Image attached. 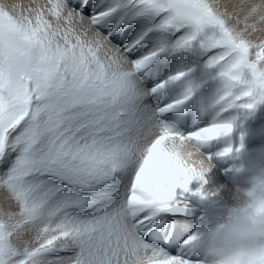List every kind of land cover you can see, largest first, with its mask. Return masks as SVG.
Returning a JSON list of instances; mask_svg holds the SVG:
<instances>
[{
    "label": "snow or ice",
    "instance_id": "6c2138e0",
    "mask_svg": "<svg viewBox=\"0 0 264 264\" xmlns=\"http://www.w3.org/2000/svg\"><path fill=\"white\" fill-rule=\"evenodd\" d=\"M260 105L264 0L0 3V264H206L180 218L213 167L165 146L238 158Z\"/></svg>",
    "mask_w": 264,
    "mask_h": 264
},
{
    "label": "bare ground",
    "instance_id": "6f19581e",
    "mask_svg": "<svg viewBox=\"0 0 264 264\" xmlns=\"http://www.w3.org/2000/svg\"><path fill=\"white\" fill-rule=\"evenodd\" d=\"M31 0H0V3H21L28 5ZM44 2V0H41ZM243 136V149L238 158H220L215 155L222 150L223 145L212 149L213 168L208 173L207 190L218 192V195L209 200L191 199V208L196 210L193 217L180 220L187 223L193 231L201 232L204 236L208 231L229 219L230 210L236 204L240 193L251 187L253 171L264 168V105H260L254 113H242L238 116L232 142L235 146L241 143ZM236 169H241L237 172ZM251 170V171H250ZM193 190L199 187L193 182ZM161 227L174 228V222L165 219Z\"/></svg>",
    "mask_w": 264,
    "mask_h": 264
},
{
    "label": "clouds",
    "instance_id": "9594fccd",
    "mask_svg": "<svg viewBox=\"0 0 264 264\" xmlns=\"http://www.w3.org/2000/svg\"><path fill=\"white\" fill-rule=\"evenodd\" d=\"M165 147L197 167L201 162L206 168L213 167L187 142L170 140ZM252 177H264V168L253 171ZM197 244L206 264H260L264 258V213L234 215L211 228Z\"/></svg>",
    "mask_w": 264,
    "mask_h": 264
},
{
    "label": "water",
    "instance_id": "95a60500",
    "mask_svg": "<svg viewBox=\"0 0 264 264\" xmlns=\"http://www.w3.org/2000/svg\"><path fill=\"white\" fill-rule=\"evenodd\" d=\"M192 214H194L193 212H192ZM188 216V215H187ZM189 216H191V215H189Z\"/></svg>",
    "mask_w": 264,
    "mask_h": 264
}]
</instances>
